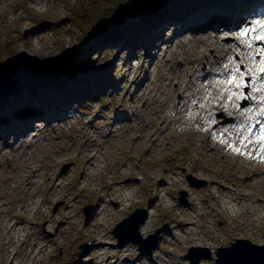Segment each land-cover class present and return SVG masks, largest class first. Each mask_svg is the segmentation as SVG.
<instances>
[{"label":"rangeland","instance_id":"374dc122","mask_svg":"<svg viewBox=\"0 0 264 264\" xmlns=\"http://www.w3.org/2000/svg\"><path fill=\"white\" fill-rule=\"evenodd\" d=\"M247 1L224 0L218 18L214 0H1L0 86L17 82L0 95V264H189L192 247L264 246V65L249 70L264 11ZM71 87L79 102L44 98ZM30 167L31 190L17 188ZM48 178L67 199L45 202ZM137 210L144 239L163 230L152 255L113 236Z\"/></svg>","mask_w":264,"mask_h":264},{"label":"water","instance_id":"95a60500","mask_svg":"<svg viewBox=\"0 0 264 264\" xmlns=\"http://www.w3.org/2000/svg\"><path fill=\"white\" fill-rule=\"evenodd\" d=\"M17 73V72H16ZM13 73L5 85L0 86V95L10 87L12 81L17 82V74ZM4 89V90H2ZM137 210L134 215L129 216L123 222L119 223L113 236L117 239V246L124 248L125 245L136 246L140 252V257L152 255V251L157 248L161 240L163 230H158L154 236L144 239L140 233L141 227L145 224L147 218ZM152 240L150 247L148 243ZM264 246L251 244L246 240H237L228 248H220L215 252V257L209 248L192 247L184 257L189 264H200L202 260H214L215 264H264Z\"/></svg>","mask_w":264,"mask_h":264},{"label":"bare ground","instance_id":"6f19581e","mask_svg":"<svg viewBox=\"0 0 264 264\" xmlns=\"http://www.w3.org/2000/svg\"><path fill=\"white\" fill-rule=\"evenodd\" d=\"M0 2H1V0H0ZM223 2H224V0H214V3H209L207 6H205V8H204V10H206V9H208V8H210V7H216V11L214 12L217 16H214V17H218L219 18V12L220 11H222L221 10V6H223ZM39 3H40V1H39ZM249 4V0L247 1V5ZM257 4V3H256ZM258 4H261L260 5V7H257L256 5H254V10H253V13H256V14H258L259 13V15L262 13V11H264V0H260L259 2H258ZM256 6V7H255ZM246 7V3H241V1H237V2H235V4H234V6L231 8V10H236L238 13H237V15H238V17H242V13L245 11V8ZM203 9V8H202ZM4 11H7L6 10V7H5V9H3ZM219 11V12H218ZM12 13H14V11L12 10ZM174 14H176L175 12H173L171 15H174ZM166 19V17H163L162 18V20H165ZM255 19H257L256 20V25L258 26V29H259V34H261V35H263L264 34V24H262V23H257V21H264V13H262V15L261 16H259V17H257L256 16V18ZM221 21V20H220ZM234 21H238V22H240L241 20L240 19H238V18H236V20H234ZM226 32H229L227 29L225 30ZM141 39V38H140ZM151 41L153 42V41H155V38H151ZM191 40H188V42H190ZM152 42H149V43H151L152 44ZM145 45V44H144ZM144 45H143V47H144ZM261 60H263L261 63H259L258 65H255V66H253V67H250L249 66V70H250V72L252 73V74H256L257 73V71H258V69H261V67H262V65H264V54H262L261 55ZM225 61L223 62V64H221L220 65V70H222V71H224V73L225 74H228L229 76H231V73H232V70H231V68H230V66H231V64H228V66H226V70H225V67H224V65H225ZM210 65H214V64H210ZM260 66V67H259ZM218 67H215V69H216V71L219 69ZM229 80H230V78H228ZM220 87H221V85H220ZM222 89L221 88H219V91H221ZM230 96H232L234 99H237V97H239V93H238V90H235V92L233 93V94H231ZM193 97H194V95H193ZM67 100V99H66ZM68 102H69V100H67ZM264 101V100H263ZM5 102V101H4ZM264 104V103H263ZM12 111H14V110H12ZM12 113H14V112H12ZM261 124L263 125L264 124V121H262L261 122ZM24 139V138H26V137H24V135H22L21 136V139ZM92 142H95V139L94 140H92ZM96 145H94V146H91V147H89V150H91L90 148H92V147H95ZM88 157H91L90 158V160H89V162H88V164H89V168H87L86 169V171L88 172V174H87V176L89 177V176H91V177H96V176H98L99 175V172L101 171L100 169H102V168H104V167H102V165H101V162H99L98 163V161H97V164H96V161H95V156L94 155H92L91 154V152H89L88 153ZM93 161H95V162H93ZM39 172V170H37V169H35V168H33V167H30L29 169H27V173H30V176L29 175H27V174H25L24 176H22V177H19L18 178V180L16 181V186H17V188H21V187H23V186H26L27 188H28V191H30L31 190V188H32V184L34 183V181H31V179H34L35 177H36V174ZM48 181H49V185L47 186V188L45 189V196L43 197V199H45V202L46 203H48L49 202V199H55L56 197H58V199H67V196H63V195H61V196H57V192H56V188H62V182H61V180H57L58 182H52L53 181V179H51V178H48ZM85 183V182H84ZM84 183H81L79 186L80 187H84L85 189L87 188V186H85V184ZM38 183H36V185H37ZM86 185H88V184H86ZM79 186L78 187H76V189L77 190H79ZM30 187V188H29ZM125 187H122V185L121 184H118V185H116V192H121V191H125ZM110 191H111V189H109ZM81 191H83V190H81ZM37 194H39V193H35L34 194V196H38ZM109 196H111V195H109ZM112 197L113 198H116L115 197V195H112ZM125 199H126V197H125ZM128 200H130V199H126V201H128ZM45 202H43V204L45 205ZM65 203H66V205H67V210H66V212L65 213H68V210L71 208L69 205V203H67L66 201H65ZM43 204H41V205H39L38 206V203H36L35 205H33V208H34V211H35V213H38V214H43V218L45 219L44 220V223L46 224V225H49L50 223H51V218L48 216V214L46 213V211H43V209H42V207H43ZM38 206V207H37ZM35 207H37L36 209H35ZM104 211H105V213H106V211L107 210H105V209H103ZM104 216H108V214H105ZM52 218H53V216H51ZM74 217H69V219H67V220H69V221H72V219H73ZM70 223V222H69ZM16 226H17V224L14 222L13 223V221H9L8 222V230H10V231H12V230H15L16 231ZM22 233V232H24V230H22V231H20V229H19V233ZM101 237H103V236H101ZM17 241L16 242H14L13 243V245H12V247L14 248V250H16V245H17ZM9 244H6V246H7V249H9V246H8ZM36 245V244H35ZM100 246H103L104 244L103 243H100L99 244ZM37 246V245H36ZM35 246V247H36ZM39 247V249H41V250H43V251H47V250H50V248H49V245H45V246H43V247H40V246H38ZM120 254V253H119ZM117 255H118V253L117 254H115L114 255V258L115 257H117ZM15 256H16V254H14V256H13V258H15ZM40 264H44V262H40Z\"/></svg>","mask_w":264,"mask_h":264},{"label":"trees","instance_id":"16d2710c","mask_svg":"<svg viewBox=\"0 0 264 264\" xmlns=\"http://www.w3.org/2000/svg\"><path fill=\"white\" fill-rule=\"evenodd\" d=\"M137 39H140L141 38V36L139 35V33H138V36H136V35H134ZM45 91V90H44ZM94 90L91 88V87H89V89H88V92L90 93V94H92L93 95V92ZM80 92H79V89H76V88H74V87H71V89L65 94V95H62V97H55L54 95H55V92L54 91H48V93H46V95L44 96V98H46L47 100H48V102H50V104H49V106H51L52 105V103H53V101L54 100H58L57 98H66L67 100H69V102H73V101H77V102H79L81 99H82V97L80 96ZM86 94V93H85ZM84 94V95H85ZM14 99L15 98H13L12 100L14 101ZM5 104L7 105V104H9V101H5ZM28 105H33L32 104V102L30 103L29 101L25 104V105H23V107H26V109H27V107H28ZM35 108H37V111L38 110H40L41 111V107H40V105H37V106H34ZM17 111L18 110V106H16L15 108H14V111ZM15 111V112H16ZM13 111H10V118H12L11 120H14V118H15V116L14 117H12V115H14L13 113H12Z\"/></svg>","mask_w":264,"mask_h":264},{"label":"snow or ice","instance_id":"6c2138e0","mask_svg":"<svg viewBox=\"0 0 264 264\" xmlns=\"http://www.w3.org/2000/svg\"><path fill=\"white\" fill-rule=\"evenodd\" d=\"M257 23H262V24H264V21H257ZM242 31H243V34L246 35L247 32H248V29H244V30H242ZM260 39H264V36H261ZM249 46H251V45H249ZM236 71L238 72V71H239V68H237ZM233 79H235V77H233ZM238 86H239V85H238Z\"/></svg>","mask_w":264,"mask_h":264}]
</instances>
